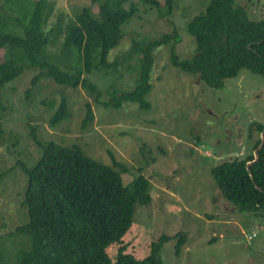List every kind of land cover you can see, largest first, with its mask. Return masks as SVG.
<instances>
[{
    "label": "rangeland",
    "instance_id": "rangeland-1",
    "mask_svg": "<svg viewBox=\"0 0 264 264\" xmlns=\"http://www.w3.org/2000/svg\"><path fill=\"white\" fill-rule=\"evenodd\" d=\"M50 1L54 14L45 28L49 37L61 15L64 22L84 8L99 15L100 3L91 0ZM209 2L176 0L169 16L139 2V13L120 27L119 43L107 55L115 66L109 74L95 71L88 75L100 89L101 100L136 86L138 57H128L136 41L176 29L180 36L177 54L183 59L192 57L196 44L187 24ZM235 2L246 9L249 19L264 20V0ZM62 43L63 37L50 42L46 55L53 62L63 60L66 68ZM171 45L155 50L154 88L147 96L150 109L131 102L119 109L105 108L87 89L59 85L48 75H41L33 85L38 67H26L0 90L5 106L0 118V174L6 173L0 178V253L9 264H18L17 253L27 246L24 235L10 234L29 220L22 203L28 178L21 164L31 167L41 156L39 144L51 141L77 145L88 157L105 164L118 161L121 166L114 168L124 185L140 175L150 179L153 202L136 207L122 237L125 252L144 258L163 234L186 233L180 255L175 250L178 237L165 244L164 264H264V214L239 210L212 176L217 164L254 154L261 134L251 126H264V75L243 69L226 80L223 88H211L198 75L172 64ZM63 99L69 116L51 127ZM88 104L94 119L84 126ZM117 248V243L106 248L111 260Z\"/></svg>",
    "mask_w": 264,
    "mask_h": 264
},
{
    "label": "trees",
    "instance_id": "trees-1",
    "mask_svg": "<svg viewBox=\"0 0 264 264\" xmlns=\"http://www.w3.org/2000/svg\"><path fill=\"white\" fill-rule=\"evenodd\" d=\"M91 1L100 3L98 16L89 8L67 22L61 15L49 30L53 37H49L45 28L54 14L50 0H0V90L26 67H38L33 85L41 75H48L59 85L87 89L105 108L119 109L123 103L131 102L150 109L147 96L154 88L155 50L169 43L172 64L198 75L211 88H223L226 80L243 69L264 75V20L249 19L246 9L235 0H210L205 11L187 24L196 44L192 57L183 59L177 54L180 36L176 29L157 38L136 41L128 56L138 57L136 86L129 92L111 93V98L103 101L100 89L88 75L95 71L109 74L115 66L107 55L119 43L120 27L139 13V2L169 16L176 0H166L164 5L160 0ZM61 37L66 68L63 60L53 62L46 55L49 43ZM4 110L0 99V118ZM68 116V103L63 99L50 121L51 127ZM93 119L88 104L84 126ZM254 126L260 134L264 131L262 124H253L251 130ZM260 144L261 138L254 150ZM39 147L41 156L31 167L21 164L28 178L22 203L29 220L10 233L26 237L27 246L17 253L18 264H164L162 251L173 237H178L175 250L180 255L186 233L163 234L153 241L151 253L144 258L125 252L122 237L132 224L136 207L153 202L149 178L140 175L124 185L114 168L121 166L116 160L112 165L105 164L88 157L77 145L67 147L54 141ZM259 157L251 166L255 183L247 169L254 154L217 164L212 176L225 198L239 210L264 214V146ZM5 175L0 174V178ZM111 243L118 244L114 260L106 253ZM0 264H9L1 253Z\"/></svg>",
    "mask_w": 264,
    "mask_h": 264
},
{
    "label": "water",
    "instance_id": "water-1",
    "mask_svg": "<svg viewBox=\"0 0 264 264\" xmlns=\"http://www.w3.org/2000/svg\"><path fill=\"white\" fill-rule=\"evenodd\" d=\"M264 146V131L261 133V144L255 149L254 151V160L251 161V162H247V169L249 171V175L250 177L252 178L253 182L255 183L254 181V176H253V173H252V169H251V166L254 164V163H257L259 161V152L260 150L263 148ZM259 190H261L259 187H257Z\"/></svg>",
    "mask_w": 264,
    "mask_h": 264
}]
</instances>
